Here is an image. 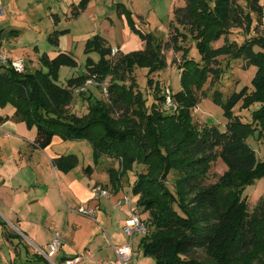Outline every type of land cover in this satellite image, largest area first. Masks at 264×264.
I'll return each instance as SVG.
<instances>
[{
	"label": "trees",
	"instance_id": "16d2710c",
	"mask_svg": "<svg viewBox=\"0 0 264 264\" xmlns=\"http://www.w3.org/2000/svg\"><path fill=\"white\" fill-rule=\"evenodd\" d=\"M90 1L78 0L76 5H71L69 19L80 16ZM241 1L259 15L261 6L257 0ZM116 9L119 15L125 11L121 4ZM242 14L235 0H183L182 6L172 7L165 41L138 31L129 16L131 29L143 42V49L111 56L107 40L93 35L85 42L84 54L95 52L98 61L88 57L84 73L67 79L65 87L56 83L59 69L77 66L69 52H58L53 58L41 54L38 62L45 70L37 69L33 73L27 70L18 73L0 65V107H13L7 119L35 126L33 149L50 146L54 134L62 139L88 140L95 161L101 156L118 161V170H107L109 182L116 190L123 174L134 165L145 166L146 172H138L135 177L132 194L137 196L139 213L148 214L147 234L141 237L139 247L145 256L153 258L154 264H246L254 259L264 264V240L257 234L259 207L249 214L242 195L246 186L264 178V157L258 159L247 143L256 130L260 133L264 129V38L243 40L240 45L236 40L228 41L230 29ZM51 16L56 26L59 17ZM67 32V29H54L48 35V42L57 47L59 38ZM220 39L223 44L215 46ZM187 40L193 43L199 60L188 56ZM254 46L262 50L254 52ZM164 50L181 52L177 63L180 89L172 92L176 112L171 114L154 109L156 104H162L163 96L157 98L160 103H152L148 108L131 76L136 68H148V74L164 68ZM221 57L242 58L245 65L257 68L251 80L253 90L245 86L228 96L222 129L216 125L199 126L192 123L191 112L199 103L195 94L206 79L219 77ZM87 77L109 78L108 102L91 100L89 95L86 97L89 112L78 117L68 111V106L73 98L72 90ZM151 84L148 80V85ZM154 92H160L157 84ZM240 102L242 110L249 109L252 103L259 105L249 121L232 111ZM119 110L121 119L133 111L141 112L142 127L132 125L115 130L120 121L113 114ZM162 126H165L163 137L159 131ZM217 159L226 170L206 184L211 163ZM77 163V157L72 154L58 155L52 160L54 169L62 173L70 172ZM170 170L178 177L173 191L167 186ZM91 171L89 165L84 168L87 174ZM198 249L205 253L209 263L193 258ZM39 258L45 261L40 255Z\"/></svg>",
	"mask_w": 264,
	"mask_h": 264
},
{
	"label": "rangeland",
	"instance_id": "374dc122",
	"mask_svg": "<svg viewBox=\"0 0 264 264\" xmlns=\"http://www.w3.org/2000/svg\"><path fill=\"white\" fill-rule=\"evenodd\" d=\"M77 2L78 0H0V51L3 52L4 49L11 50L12 54L15 56L14 59L22 61L26 66L27 72L30 73H33L37 69L45 70L38 62V57L41 54L45 53L49 58H53L58 52H69L77 62V66H62L59 69L56 83L61 87H65L67 79L77 77L84 73L85 61L88 57L95 62L99 59V55L95 52L88 55L84 54V45L88 38L93 35H100L107 40L112 51L118 50L120 46V50L125 52L124 54L142 50L144 44L138 34L131 29L129 16L138 31L149 33L159 41H165L167 40L172 7L183 5V0H91L80 16L74 20L69 19L70 7L71 5H76ZM257 2L258 5L261 6L259 15L246 7L245 2L235 0V3L239 5L243 14L237 24H233V28L230 29L231 33L228 36V41L236 40L238 45H240L243 40H250L256 37L264 38V0H257ZM117 4L124 6V13L118 14L116 9ZM51 14H56L59 17L56 26L53 23ZM247 15L248 17H246ZM54 29L68 30L67 33L59 38L60 41L57 47L52 46L48 42V35ZM186 42L185 47L189 50L188 56H192L195 60H199L193 43L190 40ZM223 42L224 41L220 39L215 46H220ZM258 50L262 49L257 46L253 47L254 52ZM121 51L118 50L115 55L111 56H116L118 53H122ZM163 53L166 60V66L164 68L151 74H148V68H136L131 75L135 80L136 89L140 91L148 108L152 103H157V101L160 103V100L157 98H159V96L164 97V91L166 89L171 90L173 93L180 89V71L177 69V63L180 60L181 52L173 53L164 50ZM219 68V77L215 80L211 78L206 79L201 90L197 91L195 94L199 99V103L196 108L192 110L191 115L192 123L199 126L216 125L222 129L226 123L223 112L228 96L233 92H239L245 86L249 88V91L253 90L251 80L257 69L254 65H245L242 58L231 59L228 57H221ZM88 78L89 77L86 79ZM148 80L151 81V85H148ZM94 81V86L89 87L85 93L78 96L73 95L71 103L68 106V111L70 113L78 117L86 116L89 112V101L86 97L89 95L91 96V100L97 99L108 102L107 92L104 93L103 88L108 85L109 78L102 80L96 78ZM155 84H157L160 89L159 93L154 92ZM241 105V102L238 103L232 111L235 114H241V117L246 121H249L251 113L259 108L258 103H252L247 110L240 109ZM151 109L152 108L148 110L149 113ZM154 109L159 110V112H165L166 114L176 112V110L171 112L165 109L164 99L162 104H160V106L156 104ZM132 110H134V108H132ZM12 113L13 107L11 105L0 107V119H6L5 121H9L15 127L14 130L7 126L1 129L3 132L0 131V175L5 177L7 186L12 189L19 186L28 187L27 185L31 182L33 175L34 178L37 175L36 172H44V170L47 169L50 158L56 155L72 154L77 157L78 163L71 172L58 174L59 177H62V188L73 183L74 188L78 186V188L83 190V192H80L81 198L88 192L92 193L94 184H97L95 187H98V184H100L102 189H106L107 193L112 191L107 170L109 168L118 170L119 163L117 160L101 156L95 161L93 158V149L88 140L62 139L57 134H54L52 142L46 150L34 151L31 148L30 142L35 134V126L25 122H11L7 118L10 117ZM139 113L140 114H137L136 112L135 114V111H133L127 114L126 119H121L122 115L120 114V110L115 112L113 118L116 121L119 120L120 124H116L114 129L121 131L124 130L126 126H141L140 123L143 118L141 112ZM162 129H165V126H162L159 130L161 137L165 135V131ZM137 132L141 133L142 131L138 130ZM163 139L164 138L161 140L163 141ZM247 143L256 152L258 159L261 160L264 157V129L260 133L256 130L248 137ZM48 156L50 157L49 159ZM88 165L92 166L94 169L93 174L89 177L87 175L80 176L82 169ZM225 170V165L219 159L215 160L211 163L210 170L206 177V184L213 182ZM138 172H146L145 166L134 165L132 170L127 171L121 177V200L126 196L130 203L129 206L132 208L135 207L136 214L146 223L145 220L148 219V214L139 213L140 208L136 205L137 196L132 194L133 183ZM48 178V180L51 179V181H54L50 173ZM177 178V174L173 170H170L166 179L167 186L172 191L174 190V184ZM104 182H107L104 184L106 186H103L102 183ZM36 189H38V191ZM20 191L19 193L16 191L18 198L16 199L14 207L20 208L25 218H31L33 215L28 212V210L32 211V205H28V198L33 197L34 192L37 191V200L40 195L42 198L38 200L35 205L37 213H44L46 215V212H48L47 217L50 215L49 213H55L56 215L53 217L56 216V218L63 220L65 212L62 210L63 205L57 204L59 198L56 200L49 194L45 200L43 197L44 189H41L40 186L28 192H23V190ZM242 195L246 198L249 214H252L253 211L259 207V211H257V217L259 218L257 222V234L259 238L264 240V205H262V203H264V178L256 179L253 184L246 186V188L243 189ZM70 198L71 197H68V199ZM116 199V194L111 195L110 193L106 198L101 197L99 200L100 215L98 214L99 219H97L99 222L104 223L102 220V218L104 219L103 212L105 211L108 214L109 217L106 224H108V221L113 222V236L110 237L111 233L109 229H107L106 224L101 226L99 223L97 224L99 226V231L97 232L98 236L95 238V242L97 243L96 246L104 249L106 254H111L112 261L110 262L113 264H115L116 256L111 252L113 247L110 246L109 241L115 245L130 240L125 235V225L123 227L122 224L118 222L119 219L125 220V222L128 219V204L122 201L120 202V206H117L115 204ZM45 202L46 204H44ZM67 204L68 208H75L74 201ZM261 208L263 209V214H260ZM84 215L89 216L87 214ZM47 219L48 224L53 222V220H49V217ZM8 222H10V220L5 217L0 207V264H26L28 259L30 261L34 260V263L32 262L31 264H58V260L62 256V249L65 248L64 246L62 247L61 245L60 251L51 256V262H49V260L40 253V251H45L47 246L44 249L36 248L34 251V248L29 242L19 236H15L13 231H11L13 230L12 225ZM54 232L52 233V237ZM5 235H10L14 245L18 246L17 253H14L12 248L8 246L9 243L7 245V240L4 238ZM141 237L142 236L134 235L131 238L133 264H154L153 258L145 256L141 252L142 250L139 247ZM39 255L43 257L45 261L40 259ZM192 256L200 262L209 263V261H207V256L202 250H195ZM91 261L92 259L88 258L83 264H95V262ZM246 264L261 263L258 262L257 259H254L249 262L247 261Z\"/></svg>",
	"mask_w": 264,
	"mask_h": 264
},
{
	"label": "crops",
	"instance_id": "0c3cea01",
	"mask_svg": "<svg viewBox=\"0 0 264 264\" xmlns=\"http://www.w3.org/2000/svg\"><path fill=\"white\" fill-rule=\"evenodd\" d=\"M120 49L121 47L119 46L118 50L121 51ZM0 53L6 54L10 58H13V59L15 58V56L12 54L11 50L9 49H4L3 52L0 51ZM122 53H125V52H122ZM7 126L15 130V127L14 125H12V123H10L9 121L8 122L3 121V122H0V127H1L0 131L3 132L1 129ZM32 140L30 144H32ZM47 148L42 149V150L32 148V150L44 151ZM49 158L50 157L48 156V159ZM53 158L49 159V164L47 165V169H45L44 172H36L37 175L35 176V178L33 175V177L31 178V182L28 183L27 185L28 187L19 186L17 188L12 189L9 186H7L5 177L3 175H0V207L3 210L5 217L8 220H10V222L8 223L12 225L13 230L11 231H13L15 236H19L20 238H23L25 241L29 242L30 245L34 248V251L36 248H42V249L46 248V246L52 239V233L54 231L58 232L62 239V242L60 244L58 251H60L61 245L62 247L63 246L65 247L62 249V252H61L62 256L59 258L58 264H60L61 261L64 259H67L65 262L69 261L70 264H83L88 258L92 259L91 262H95V264H113L110 262L112 261L111 254L110 253L106 254V251H104V249H102L101 247L96 246L97 243L95 242L96 240L95 238L98 236L97 232L99 231L98 229L99 226L97 224L100 223L101 226L105 225L109 217L108 214L104 211L103 212L104 219L102 218L104 223L99 222L97 220L99 219V215H100L99 214L100 213V201L99 200L101 199V197L96 198L93 193V188L97 184H94V186L92 187V193L91 192L86 193V195L83 198H81V194H80V192H83V190L81 188H78V186L74 188L73 183L68 184L65 188H62V177H59L58 175L59 173L62 174V172H59L56 169H54L52 165ZM91 169L92 171L90 174L85 173L84 169H82V173H80V176L87 175L89 177L90 175L93 174L94 169L92 168V166H91ZM48 172L50 173V175H52L54 181H51V179L48 180L49 179ZM106 183L107 182L102 183L103 186H106L104 185ZM19 185H22V184H19ZM39 186L41 187V189H44L43 197L45 200L48 197L47 195L49 194H51L50 196L55 198L56 200H58L59 198V200L57 201V204H62L63 205L62 210L65 212L63 220L56 218V216L53 217L54 215H56L55 213H49L50 214L48 215L49 220H53V222L48 224V219H47L48 212H46V215L44 213L43 214L37 213L35 205L37 204L38 200L42 199L41 195L40 197H38V200L36 198V193L38 189H36L37 191L34 192L33 197L28 198L29 199L28 205L29 206L32 205L31 206L32 211L28 210V212L33 214L31 218H25V215L22 213L20 208L14 207L16 203V199L18 198L16 195V191L18 193L21 192L20 190H23V192H28L31 189L35 190V188H38ZM98 186H100V184H98ZM87 188H90V187H87ZM109 193L111 195L116 194L117 199L115 201V204L117 206H120V202L123 201L121 200L122 192L120 191V188L116 190L112 187V191ZM68 197H71V198L68 199ZM72 201L75 202V208L70 209L68 208L67 203H72ZM44 204H46V202ZM81 208L86 209V210H94L95 213L93 216H90V217L85 216L84 214L78 211ZM118 222L119 224L121 223L122 226L124 227L125 220L123 221L119 219ZM107 223H108L106 224L107 229H109L111 233L110 237H112L114 224L111 221H108ZM54 229H57V230H54ZM4 238L5 240H7V245L9 243L8 246L12 248L14 253H17L18 246L14 245L13 241L11 240L10 235L8 236L5 235ZM109 243H110V246L113 247L112 251L110 249L109 250L113 252V255H114L115 254L114 249L120 247L126 242L122 244H115V245L112 244L110 241ZM32 262L34 263V260L30 261L28 259L26 261V264H31Z\"/></svg>",
	"mask_w": 264,
	"mask_h": 264
},
{
	"label": "built area",
	"instance_id": "2783aa9c",
	"mask_svg": "<svg viewBox=\"0 0 264 264\" xmlns=\"http://www.w3.org/2000/svg\"><path fill=\"white\" fill-rule=\"evenodd\" d=\"M116 51L111 50V55H114ZM0 65L11 67L14 71L18 73H22L26 70V66L23 64L22 61L13 59L8 57L6 54L0 53ZM95 84V81L93 78L85 79L84 82L77 87H75L73 91V95H80L82 93H85V91L89 87H93ZM103 92L106 93V87L103 88ZM164 107L165 109L169 111H175L176 110V104L172 100V91L169 89H166L164 91ZM94 196L96 198L99 197H108V193L106 190L102 189L100 186L95 187L93 189ZM123 202L125 204H128V219L125 222L124 232L125 235L130 239L128 242L124 243L118 248L114 249L116 260L115 264H133V250H132V244H131V238L132 236H144L147 234V226L144 223V221L140 218L139 215L136 214L135 207H130L129 200L126 196H124ZM82 214H87L89 216L94 215V210H86V209H79L78 210ZM62 242V239L59 235V233L54 232L53 237L49 244L47 245V248L45 251H40V253L45 257L46 259L51 262V256H53L59 249L60 244ZM65 264H70L69 261L65 262Z\"/></svg>",
	"mask_w": 264,
	"mask_h": 264
}]
</instances>
